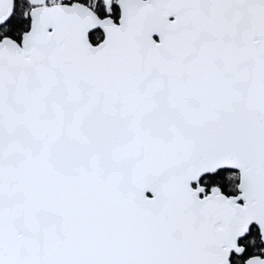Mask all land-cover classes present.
<instances>
[{
  "label": "snow or ice",
  "instance_id": "snow-or-ice-1",
  "mask_svg": "<svg viewBox=\"0 0 264 264\" xmlns=\"http://www.w3.org/2000/svg\"><path fill=\"white\" fill-rule=\"evenodd\" d=\"M0 264H264V0H0Z\"/></svg>",
  "mask_w": 264,
  "mask_h": 264
}]
</instances>
